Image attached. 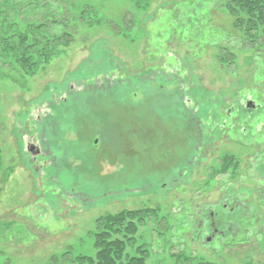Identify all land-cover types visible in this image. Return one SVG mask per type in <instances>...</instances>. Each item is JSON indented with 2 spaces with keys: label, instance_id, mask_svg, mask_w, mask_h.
I'll return each mask as SVG.
<instances>
[{
  "label": "rangeland",
  "instance_id": "rangeland-1",
  "mask_svg": "<svg viewBox=\"0 0 264 264\" xmlns=\"http://www.w3.org/2000/svg\"><path fill=\"white\" fill-rule=\"evenodd\" d=\"M231 1L0 0L72 40L0 53V264L94 257L125 211L146 264H264V35Z\"/></svg>",
  "mask_w": 264,
  "mask_h": 264
},
{
  "label": "trees",
  "instance_id": "trees-1",
  "mask_svg": "<svg viewBox=\"0 0 264 264\" xmlns=\"http://www.w3.org/2000/svg\"><path fill=\"white\" fill-rule=\"evenodd\" d=\"M234 1L246 3V7L241 8L237 13V24L243 25V22L249 17V11L250 15L259 12L261 16L258 22L260 23L259 26L262 27H260L261 33L264 35V0H232L233 6L236 4ZM237 10L238 8H236ZM240 15H244V17ZM43 18L38 27H33L28 32L20 29L17 23L10 19H6L0 25L1 55L4 56L2 51L6 48H9L8 50L10 48L17 49L19 53L17 58L22 71L28 76L36 74L41 65V60H49L50 57L56 55L57 51L59 52L58 46L68 45L72 41L68 39L70 36L67 32L65 18L58 19L57 14L53 13L51 5L46 7ZM39 48L42 50V55L40 54L38 60L34 61L33 56L39 53ZM61 119L64 120L65 117H61ZM140 213L142 212L125 211L119 215L101 218L95 241L96 256L77 255V257H70V252H67L63 255L65 264H146L147 255L144 252L139 251L134 256L127 253V249L135 244V235L138 230L134 217ZM54 264H59L58 259H54Z\"/></svg>",
  "mask_w": 264,
  "mask_h": 264
},
{
  "label": "water",
  "instance_id": "water-1",
  "mask_svg": "<svg viewBox=\"0 0 264 264\" xmlns=\"http://www.w3.org/2000/svg\"><path fill=\"white\" fill-rule=\"evenodd\" d=\"M247 106L250 107L251 106V103H249Z\"/></svg>",
  "mask_w": 264,
  "mask_h": 264
},
{
  "label": "flooded vegetation",
  "instance_id": "flooded-vegetation-1",
  "mask_svg": "<svg viewBox=\"0 0 264 264\" xmlns=\"http://www.w3.org/2000/svg\"><path fill=\"white\" fill-rule=\"evenodd\" d=\"M251 107V106H250Z\"/></svg>",
  "mask_w": 264,
  "mask_h": 264
}]
</instances>
